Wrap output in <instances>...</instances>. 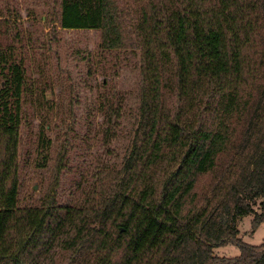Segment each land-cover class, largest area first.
<instances>
[{
  "label": "trees",
  "instance_id": "obj_1",
  "mask_svg": "<svg viewBox=\"0 0 264 264\" xmlns=\"http://www.w3.org/2000/svg\"><path fill=\"white\" fill-rule=\"evenodd\" d=\"M60 23L140 53L136 129L123 166L95 172L78 204L54 188L20 206L26 74L13 64L0 82V264H264V241L238 227L264 223V0H147L136 17L129 0H61ZM105 102L109 147L125 100ZM228 243L240 254L215 253Z\"/></svg>",
  "mask_w": 264,
  "mask_h": 264
},
{
  "label": "rangeland",
  "instance_id": "obj_2",
  "mask_svg": "<svg viewBox=\"0 0 264 264\" xmlns=\"http://www.w3.org/2000/svg\"><path fill=\"white\" fill-rule=\"evenodd\" d=\"M146 1L129 0L135 17ZM60 12L61 0H0V82L12 75L10 67L15 63L23 62L26 74L20 206L38 205L54 188L58 204H78L95 172L123 166L136 129L140 53L103 49L100 29L63 28ZM107 98L125 100L121 129L109 147L101 138V110ZM253 217L239 220V236L258 245L264 241V223L256 229ZM214 251L221 256L241 252L231 243Z\"/></svg>",
  "mask_w": 264,
  "mask_h": 264
}]
</instances>
